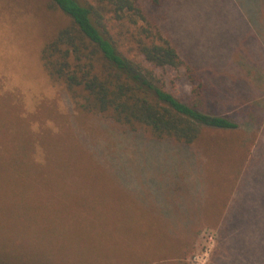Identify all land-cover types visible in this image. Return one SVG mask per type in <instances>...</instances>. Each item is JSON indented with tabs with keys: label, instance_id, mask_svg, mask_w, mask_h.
Segmentation results:
<instances>
[{
	"label": "rangeland",
	"instance_id": "obj_1",
	"mask_svg": "<svg viewBox=\"0 0 264 264\" xmlns=\"http://www.w3.org/2000/svg\"><path fill=\"white\" fill-rule=\"evenodd\" d=\"M142 7L151 26L108 17L121 53L185 102L193 91L187 70L196 69L209 89L207 113L240 130H205L185 147L83 111V98L43 60L68 18L50 0H0V261L231 264L235 256L264 264V0ZM157 28L182 68L143 60L138 42Z\"/></svg>",
	"mask_w": 264,
	"mask_h": 264
},
{
	"label": "trees",
	"instance_id": "obj_2",
	"mask_svg": "<svg viewBox=\"0 0 264 264\" xmlns=\"http://www.w3.org/2000/svg\"><path fill=\"white\" fill-rule=\"evenodd\" d=\"M50 2L69 22L48 38L43 60L53 78L78 99L83 98L80 109L94 111L133 132H143L154 142L185 147L199 142L205 130H240L241 124L236 120L223 114L207 113L205 101L209 89L195 74L196 69L188 67L193 91L190 101L185 102L168 92L165 83L156 78L153 71L121 53L110 35L108 17L117 22L128 20L137 25L142 21L151 26L142 0ZM147 39L138 42L139 53L146 63L160 69L178 70L184 66L178 50L159 30ZM229 215L223 217L222 229L228 239V226L233 224ZM228 242L223 253L230 249ZM228 259L231 264L242 261L247 264L246 260L235 256ZM0 264L12 263L0 261Z\"/></svg>",
	"mask_w": 264,
	"mask_h": 264
},
{
	"label": "crops",
	"instance_id": "obj_3",
	"mask_svg": "<svg viewBox=\"0 0 264 264\" xmlns=\"http://www.w3.org/2000/svg\"><path fill=\"white\" fill-rule=\"evenodd\" d=\"M80 176H89V175H74V176H68V177H74V179L80 178Z\"/></svg>",
	"mask_w": 264,
	"mask_h": 264
},
{
	"label": "built area",
	"instance_id": "obj_4",
	"mask_svg": "<svg viewBox=\"0 0 264 264\" xmlns=\"http://www.w3.org/2000/svg\"><path fill=\"white\" fill-rule=\"evenodd\" d=\"M209 239H210V240H213V237H210ZM206 254H207V253H206Z\"/></svg>",
	"mask_w": 264,
	"mask_h": 264
}]
</instances>
